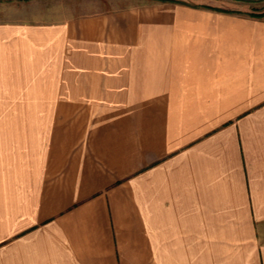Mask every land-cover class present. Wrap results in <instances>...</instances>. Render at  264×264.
<instances>
[{"label":"crops","instance_id":"crops-1","mask_svg":"<svg viewBox=\"0 0 264 264\" xmlns=\"http://www.w3.org/2000/svg\"><path fill=\"white\" fill-rule=\"evenodd\" d=\"M254 1L0 19V264H264Z\"/></svg>","mask_w":264,"mask_h":264},{"label":"rangeland","instance_id":"rangeland-1","mask_svg":"<svg viewBox=\"0 0 264 264\" xmlns=\"http://www.w3.org/2000/svg\"><path fill=\"white\" fill-rule=\"evenodd\" d=\"M146 1H159V0H146ZM32 0H0V19L9 18L11 15H27L31 13ZM249 13L264 17V0H256L251 4H246ZM17 10V11H16ZM73 11L81 10L80 7H74ZM30 12V13H29Z\"/></svg>","mask_w":264,"mask_h":264}]
</instances>
